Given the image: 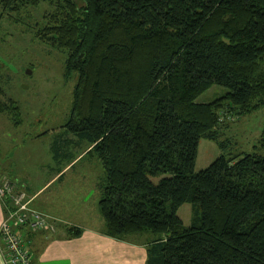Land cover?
<instances>
[{
    "label": "trees",
    "instance_id": "obj_1",
    "mask_svg": "<svg viewBox=\"0 0 264 264\" xmlns=\"http://www.w3.org/2000/svg\"><path fill=\"white\" fill-rule=\"evenodd\" d=\"M42 4L56 11L39 39L79 75L63 128L106 173V235L152 234L147 264H264V135L195 171L201 139L227 151L223 113L264 108V0H0V18ZM213 86L228 93L197 103Z\"/></svg>",
    "mask_w": 264,
    "mask_h": 264
},
{
    "label": "rangeland",
    "instance_id": "obj_2",
    "mask_svg": "<svg viewBox=\"0 0 264 264\" xmlns=\"http://www.w3.org/2000/svg\"><path fill=\"white\" fill-rule=\"evenodd\" d=\"M55 11V5L42 4L37 8H28L18 16L0 18V87L4 93L0 98L9 107L18 108L15 112L0 114V139L9 142L7 147L11 162H15V158L20 159L23 168L29 172H35L39 166L67 163L64 158L56 159L61 140L70 142L62 146L65 150L61 153L68 151L73 156L89 146L87 142L66 134L63 128L72 118L73 93L79 75L67 74L66 53L39 39L44 17ZM227 93L226 88L213 86L196 102L211 103ZM223 114L224 124L220 133L227 151H223L218 142L201 139L195 167L197 173L206 170L222 155L253 153L264 135V108L244 117ZM97 176L105 177L104 169L95 156H86L79 160L66 179L87 177L94 180ZM160 180L155 178L153 182ZM85 188L89 187L80 186L71 190L82 191ZM178 216L185 227H190L195 220L193 206L185 204L179 209ZM153 238L149 233L140 236L139 240Z\"/></svg>",
    "mask_w": 264,
    "mask_h": 264
},
{
    "label": "crops",
    "instance_id": "obj_3",
    "mask_svg": "<svg viewBox=\"0 0 264 264\" xmlns=\"http://www.w3.org/2000/svg\"><path fill=\"white\" fill-rule=\"evenodd\" d=\"M8 143L0 139V185L5 180H11L25 186L32 207L47 214L52 221L51 230L25 234L33 264H147V247L152 239L141 241L139 237L143 235H137L117 240L106 235L99 211L100 185L106 176H97L94 180L87 177L66 179L79 160L91 156L87 155L91 147L73 156L68 151L61 153L65 150L62 146L70 143L61 140L56 159L64 158L68 162H58L54 167L39 166L35 172H29L23 168L20 159L15 158V162H11ZM80 186L89 188L71 190ZM7 212L0 201V224ZM73 229L80 230L81 234L76 236ZM3 248L0 241V264H5Z\"/></svg>",
    "mask_w": 264,
    "mask_h": 264
},
{
    "label": "built area",
    "instance_id": "obj_4",
    "mask_svg": "<svg viewBox=\"0 0 264 264\" xmlns=\"http://www.w3.org/2000/svg\"><path fill=\"white\" fill-rule=\"evenodd\" d=\"M0 201L7 215L0 224V241L3 243L5 264H33L32 254L25 234L51 230V218L32 207V200L19 182L5 180L0 185Z\"/></svg>",
    "mask_w": 264,
    "mask_h": 264
},
{
    "label": "water",
    "instance_id": "obj_5",
    "mask_svg": "<svg viewBox=\"0 0 264 264\" xmlns=\"http://www.w3.org/2000/svg\"><path fill=\"white\" fill-rule=\"evenodd\" d=\"M28 74H31V72H30V71H28Z\"/></svg>",
    "mask_w": 264,
    "mask_h": 264
}]
</instances>
